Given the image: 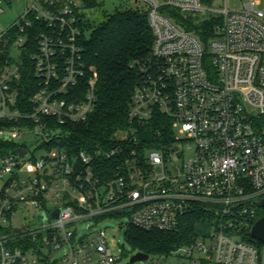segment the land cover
<instances>
[{
  "label": "built area",
  "instance_id": "built-area-1",
  "mask_svg": "<svg viewBox=\"0 0 264 264\" xmlns=\"http://www.w3.org/2000/svg\"><path fill=\"white\" fill-rule=\"evenodd\" d=\"M11 2L0 0V14ZM136 2L152 33V62L140 68L128 119L168 117L183 138L174 134L170 148L128 153L115 144L71 157L57 146L39 150L94 108L96 75L78 45L86 8L81 0H34L0 28V143L16 145L0 155V180L8 176L0 187V264H88L94 256L114 264L122 254L114 257L100 221L124 217V232L167 234L193 212L205 213L208 231L170 254L148 255L145 264L264 263V246L250 236L264 199V11L258 0L240 10H216L205 0ZM39 24L44 30L30 44L28 31ZM26 50L38 83L30 112L18 107ZM22 137L32 152L17 144ZM183 144L191 155L174 163L166 152L181 159ZM16 149L26 152L20 157ZM37 150L45 152L39 161ZM24 170L33 177H21ZM55 201L61 205L47 211ZM19 209L33 225L5 229Z\"/></svg>",
  "mask_w": 264,
  "mask_h": 264
},
{
  "label": "trees",
  "instance_id": "trees-1",
  "mask_svg": "<svg viewBox=\"0 0 264 264\" xmlns=\"http://www.w3.org/2000/svg\"><path fill=\"white\" fill-rule=\"evenodd\" d=\"M81 1L86 9L98 5L95 0ZM79 28L81 35L78 45L82 61L96 75L94 108L86 121L62 127L63 137L58 142L52 140L39 147V150L57 146L71 157L84 149L108 150L115 144L121 145L128 153L134 150L140 152L143 148H170L174 142V132L168 117L155 113L145 123L130 122L128 119L132 95L141 79L140 68L152 62L153 37L145 13L137 9L116 10L106 15L100 23L81 22ZM42 30L44 26L39 24L28 31L30 44L34 33ZM30 52L26 50L22 56L26 70L18 86V107L24 106L26 112L31 111L29 98L38 90L33 65L29 60ZM5 58L1 57L0 60ZM122 134L125 138L120 136ZM15 147L14 143H0V155H8ZM106 164L107 168L112 167V163ZM205 218V213L193 212L182 219L176 231L167 234L128 226L124 232L125 239L135 253L150 256L170 254L189 242L199 228L205 226ZM24 243L31 244L27 241ZM255 243L264 246L260 242Z\"/></svg>",
  "mask_w": 264,
  "mask_h": 264
},
{
  "label": "rangeland",
  "instance_id": "rangeland-1",
  "mask_svg": "<svg viewBox=\"0 0 264 264\" xmlns=\"http://www.w3.org/2000/svg\"><path fill=\"white\" fill-rule=\"evenodd\" d=\"M98 4L97 7L92 9H84V14L87 19H89V22L92 23H100L105 19L106 15H110L113 12L117 11H124V10H139L141 4H136L134 0H95ZM206 5L208 7H211L216 10H220L224 8V5L226 4V7L228 10H240L243 8V5L245 4V1L247 0H205ZM259 1V9L261 11H264V0H258ZM34 3V0H12L10 7L3 8V13L0 14V28H6L12 23H14L18 17L23 13L26 7L30 6ZM13 57H16V54H13ZM174 134H176L177 139H183L181 135L178 133V130L175 129ZM121 137H124V134L120 135ZM26 137H22L19 141H17V144L28 147V150L30 152L33 151L34 145H27L26 142H24ZM31 139V138H30ZM28 139V140H30ZM181 149L183 151V156L181 159H178L176 154L172 153L170 149L166 152V156L171 157L174 163L180 164L182 161H184L189 155H191V151L187 149V145L183 144L181 146ZM45 155L44 151H36L34 153V157L37 161H39L43 156ZM170 168H173L171 164H168ZM0 166H1V160H0ZM21 177H24L26 179L32 178L34 173L29 172L27 170H24L21 174H19ZM8 179V176H3V180H0V187L3 185L4 181ZM60 206V201H55L51 205H46V210L48 211L52 206ZM258 215L259 217L264 216V208H258ZM31 221V216L27 209H19L15 215L9 219V222L6 224L5 229L7 230H13L24 223L26 225L30 224L33 225ZM127 223V219L124 217H120L117 219H108V220H102L100 221V228L105 232L106 234V243L108 247L111 249L114 257H118L122 254V258L115 262L114 264H131L129 263V256L135 251L129 246V244L126 242L125 234H124V224ZM86 224H81V228L84 229ZM208 231V228L206 226L199 228L198 233L199 234H205V232ZM62 253V252H61ZM54 254L53 257L58 259V256L61 254ZM178 255V254H177ZM88 264H100L98 263L97 257L94 256L92 260ZM132 264H145V262H135ZM170 264H187L185 260L183 261H172ZM264 264V263H262Z\"/></svg>",
  "mask_w": 264,
  "mask_h": 264
},
{
  "label": "water",
  "instance_id": "water-1",
  "mask_svg": "<svg viewBox=\"0 0 264 264\" xmlns=\"http://www.w3.org/2000/svg\"><path fill=\"white\" fill-rule=\"evenodd\" d=\"M137 1V0H134ZM27 43L24 44L26 46ZM173 150H177V147H174ZM20 157H22L25 154L24 149H16L15 150ZM177 156L179 157L180 154L178 153ZM257 205L261 208H264V199L258 200ZM60 209H56L53 213L50 214L49 218L52 220H55L58 218ZM43 219L42 214L38 216L37 221L41 222ZM250 236L253 240L260 242L264 244V216L260 217L252 226L250 230ZM148 259V255L144 254L142 252H136L134 255H132L129 258V263H135V262H144Z\"/></svg>",
  "mask_w": 264,
  "mask_h": 264
},
{
  "label": "crops",
  "instance_id": "crops-1",
  "mask_svg": "<svg viewBox=\"0 0 264 264\" xmlns=\"http://www.w3.org/2000/svg\"><path fill=\"white\" fill-rule=\"evenodd\" d=\"M136 4H137V2L136 1H134ZM246 2V1H245Z\"/></svg>",
  "mask_w": 264,
  "mask_h": 264
}]
</instances>
